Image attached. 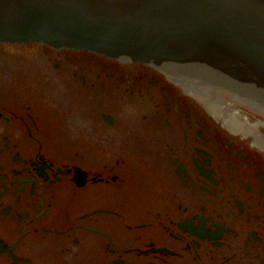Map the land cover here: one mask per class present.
Segmentation results:
<instances>
[{"label": "flooded vegetation", "instance_id": "af4514ba", "mask_svg": "<svg viewBox=\"0 0 264 264\" xmlns=\"http://www.w3.org/2000/svg\"><path fill=\"white\" fill-rule=\"evenodd\" d=\"M0 59V264H264V145L206 108L217 86L41 43Z\"/></svg>", "mask_w": 264, "mask_h": 264}, {"label": "water", "instance_id": "95a60500", "mask_svg": "<svg viewBox=\"0 0 264 264\" xmlns=\"http://www.w3.org/2000/svg\"><path fill=\"white\" fill-rule=\"evenodd\" d=\"M0 41L215 74L254 94L222 84L206 108L235 131L260 130L235 102L264 114V0H0Z\"/></svg>", "mask_w": 264, "mask_h": 264}, {"label": "rangeland", "instance_id": "374dc122", "mask_svg": "<svg viewBox=\"0 0 264 264\" xmlns=\"http://www.w3.org/2000/svg\"><path fill=\"white\" fill-rule=\"evenodd\" d=\"M37 50H39V49L38 48L37 49L36 48H32V49H30V48L24 49L23 48V49L16 50L15 52H13V54H12L13 56L11 57V59H12L13 62H19V63L21 61H26L28 63V67H31V68L34 65L36 67H38V65L32 64V63L33 62H42V61L47 60V58L44 55H39ZM34 51H37V52L34 53ZM32 69L39 72V69H36V68H32ZM37 76L39 77V79H41V77L44 78L45 74H37ZM29 81L30 80L27 79L28 86H30L29 85ZM236 106H237V104H236ZM242 107L244 108L242 110V112L247 114L249 117H253V118L259 117V118L264 120V116L262 114L254 112L253 110L247 108L245 105H243ZM260 129L264 132V126H262Z\"/></svg>", "mask_w": 264, "mask_h": 264}, {"label": "bare ground", "instance_id": "6f19581e", "mask_svg": "<svg viewBox=\"0 0 264 264\" xmlns=\"http://www.w3.org/2000/svg\"><path fill=\"white\" fill-rule=\"evenodd\" d=\"M237 104V107L242 111L244 108L242 107L243 104H240L238 102H235V105ZM248 108V107H247ZM245 114V113H244ZM246 116H248L247 114H245ZM264 116V114H262ZM249 117V116H248ZM254 123H256L259 128H261L262 126H264V120L257 117V118H253V117H249ZM263 129V128H262Z\"/></svg>", "mask_w": 264, "mask_h": 264}]
</instances>
